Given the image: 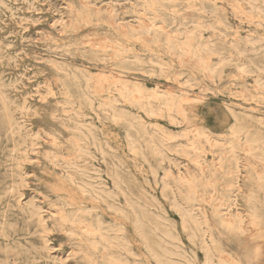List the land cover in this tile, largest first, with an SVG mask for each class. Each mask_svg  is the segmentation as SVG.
<instances>
[{"label": "rangeland", "instance_id": "374dc122", "mask_svg": "<svg viewBox=\"0 0 264 264\" xmlns=\"http://www.w3.org/2000/svg\"><path fill=\"white\" fill-rule=\"evenodd\" d=\"M214 2L225 10V16L213 13ZM241 2L177 0L151 5L150 0H0V264H22L28 255L37 257L30 264H86L82 258L85 246L80 244L81 237L76 233L79 227L62 221L64 213L99 214L106 221L105 226L122 223L124 232L135 239L132 242L138 256L124 251L122 254L119 249L114 253L131 262L207 264L209 251L214 253L209 256L216 262L223 252L226 258L228 253L237 255L243 264H264V230L255 241H248L237 227L240 223L230 226L221 222L220 207L216 204L223 201L224 188L235 178L230 172L234 161L221 158L230 141H234L231 129L238 122L246 124L247 130L264 132V10H253ZM255 4L264 8L261 0ZM108 8L114 10V16L107 11L93 13ZM88 10L92 12L86 17ZM77 12L81 14L79 19ZM188 12L192 15L184 18ZM197 19L206 24L214 22L217 29L197 28ZM147 20L156 24L152 35L143 31L125 34L121 27L126 24L138 27L141 22L150 25ZM192 29L196 30L199 46L212 41L211 46L220 52L210 55L203 47L198 48L213 63L221 58L232 61L217 64L211 74L193 60L173 55L166 33L178 35L182 40L185 35L180 32ZM235 41H241L239 47L245 50L244 56H237L232 46ZM102 75L137 83L146 89L147 96L133 92V86L126 90L130 97L114 84L100 86ZM186 81L188 84L184 85ZM165 90L170 95L190 99L187 104L190 123L179 120L175 124L165 109L158 115L145 110L149 105L154 109L162 107L163 97L155 91ZM83 92H87L89 104L84 101ZM105 100H111L112 106L104 105ZM10 115L18 122L15 133L7 131ZM86 128H92V132H86ZM196 128L208 134L199 138L206 146V178H215L220 190L217 194L206 189V179L199 181L197 193L190 192L186 183L173 178L192 166L188 158L163 148L168 158L160 161L148 144L150 136H159L162 130L177 134ZM38 134L37 150L26 151ZM185 141L186 138L179 137L169 143L175 146ZM236 143L246 145L244 139ZM133 144L136 150L130 148ZM256 152L261 158L238 152L242 166L238 181L246 190L253 189L254 194L239 193L234 198L236 207H231L250 234L255 232L250 214L255 211L264 220V180L257 181L262 177L257 171L264 169V149ZM193 169L201 177L198 168ZM117 172L122 178V189L136 201L142 220L140 229L134 224V214L125 218L109 207L108 203L122 204L130 211L121 190L114 185L113 176ZM165 172H172L173 177H166ZM166 178L172 191L165 187ZM90 187L96 191L112 189L117 197L108 198L105 203L92 200ZM85 188L89 191L81 193ZM172 195H176L183 209L198 214L206 212L209 224L203 228L212 233L198 232L204 239H189L191 232L183 229L182 217L171 205ZM32 210H39L45 218L48 228L45 232ZM163 229L172 231L179 240L163 243L155 238ZM142 231L148 241L142 240ZM45 236L50 250L43 248Z\"/></svg>", "mask_w": 264, "mask_h": 264}, {"label": "bare ground", "instance_id": "6f19581e", "mask_svg": "<svg viewBox=\"0 0 264 264\" xmlns=\"http://www.w3.org/2000/svg\"><path fill=\"white\" fill-rule=\"evenodd\" d=\"M169 1H173L174 2V1H177V0H150V3H151V5H155L156 3L163 4V3H166V2H169ZM256 2H257V0H242L241 3H242V5H244V3L247 4L248 7H250L253 10L263 11L264 8H262V6H260L258 4H255ZM261 2H264V0H261ZM156 5H159V4H156ZM103 11H105V12L107 11L110 14V16H114V14H115L114 13V10L113 9H110V8L105 9V10L96 9V10L93 11V13L94 14H101ZM91 12L92 11L87 12L85 16L86 17L90 16ZM213 13L215 15H219V14L224 15V16L226 15L225 10L222 7H220L219 4L216 3V2H214ZM76 15H77V18L79 19V17H80L81 14L77 12ZM190 15H192V13L188 12V13H185V15H183V16H184V18H186V17H188ZM246 16H248V15H246ZM148 22H149L150 25H148V23H147V25H145L146 23L144 24V23L141 22L140 23L141 25H138V27H136L133 24H126V25H122L121 27L124 28L123 29V32L125 34H131L133 32L143 31V32H146L145 33L146 35H152V33L154 31L153 27H156V24H153V22L150 23V21H148ZM195 24H196L197 28L217 29L216 28V24L214 22H210L209 24H206L205 22L201 21L200 19H197V20H195ZM141 29H143V30H141ZM176 32H179V31H176ZM166 34H167V38L169 39L168 42L171 44V46H170L171 49L170 50L172 51L173 55H176L181 60L191 59V60H193L192 62L195 63L199 68L200 67L201 68H204V69L207 70V72L209 71V73H211V74L213 72H215V69H216L217 64H219V63L220 64L221 63L222 64H228V63H230L232 61L231 58H221L219 62L213 63V60L211 58H209L207 55L201 53L202 51L200 52L199 49H198V48L202 49L201 47H203V50L206 51V52H208L210 55H213V54H216V53H220V52H218V51L216 52V49H214V47L211 46L213 44V43H211L212 41L211 42L208 41L207 43L205 42V43L202 44V46H199L198 43H197V39H196L197 38L196 37V34L197 33H196V30L195 29L187 30V31H181L180 34L185 35V37L182 40L179 39L178 35H172L170 33H166ZM150 38L153 39V37H150ZM106 40H108V39H106ZM247 40H250V39H247ZM95 42L96 41H94V44H95ZM240 42L241 41H235L234 44H232V46L234 48H236V50H237V56L238 57H242V56H244L246 54L245 53V50H243L242 48L239 47V43ZM100 45H102V41H101V44ZM107 47H109V46H107ZM239 65H238V67H239ZM242 65H244V64H242ZM241 70L244 71V69H242V68H241ZM87 81H88L87 83H89V80L88 79H87ZM100 83H101L100 86L102 84H108V85L114 84L115 87H117L118 89L120 88L122 90L121 93L124 94V95H126L127 97H130L131 94L128 93V92H126V90H130V87H132V86H133V90L132 91L133 92L140 93L141 96L142 95L147 96L145 93H148L146 91V89L143 88L141 85H139L137 83H130L128 80L127 81L126 80H122L121 78L111 79L110 77H108V76L105 75V76L102 77V80L100 81ZM187 84H188V82L186 81V84H184V85H187ZM88 86H89V84H88ZM158 90H159V88H158ZM155 92H156V94L160 93L159 95L161 97H163V101L161 103L162 104V107H159L157 109H154L151 105H149L147 108L144 107V108H146L145 110L148 113H150L152 115L153 114H157L158 115V114L162 113V110L163 109H165V110H167L169 112V116L171 118V121L174 122L175 124L179 120H181L183 122H186V123H190L191 116H190V114L188 112V108H187V104L189 103L190 99H188L185 96L176 97L175 95H170L169 91H166V90L163 91V92L162 91H158V92L155 91ZM101 93H103V91ZM86 95H88L87 92H83V97L85 99L84 101L86 102V104H89ZM124 95H122V96H124ZM149 96H150V94L148 95V97ZM151 96L153 98L154 95H151ZM156 97H157V95H156ZM156 97H155V99H157ZM140 99H142V98L140 97ZM127 100H129V99L127 98ZM134 100H136V99H134ZM127 102H129V101H127ZM105 104H108V105H111L112 106L111 100H108V102L106 101V103H104V105ZM172 110L175 111V114L174 113H171ZM114 116H116V117H122L120 114H118V115L115 114ZM156 119H157V117H156ZM8 122H9L8 123L9 126L7 127V131L9 130L11 133H15L16 131H18V129H19V127L17 126L18 125V122L13 118L12 115L9 116V121ZM180 122H178V123H180ZM159 124H161V123H159ZM245 125L244 124H240L238 122L235 124V126L231 129V134L234 137V141H230V144L231 145L226 149V153L225 154H223V153L221 154L222 155L221 158L229 157L231 161H234L233 162V167L231 168L230 172L235 175V178H234V182L230 186H228L227 188H224V191H223V194H222L223 201H221V202H217L216 201V204H217V206L220 207V208L219 207L218 208H219V213L221 215L220 220H221L222 223H224L226 225H230V226H232L235 223H240V225L237 226V227H239L240 229H242V235L245 237V239H247L248 241H252V240L255 241L259 236L262 235V231L264 230V220L258 216L259 214L258 215H255L254 214L255 211L252 214H250L251 215V216L249 215L250 216V222H251L252 225H254V230H255L254 234H250V233H247L245 231V229H244L245 227L241 225V222H242L241 219L242 218H240L237 214H234L233 211H231V207L236 204L234 202V198L236 197V195H238L241 192H249V195L250 196H251V194H254V190L253 189H247L246 190L245 189L246 186L240 184L239 181H238L239 180L238 177L241 174V167H242L241 164H240V162H239L241 159H240V154L238 152L239 151H243L244 152V155H246V157H251V158L257 157V158H261L260 157V154L258 152H256V151L257 150H263L264 149V146H260V144H264V132H259V131L253 132L251 130H247L246 129V126L247 125L246 126ZM78 129H81L82 130L83 128H78ZM201 129L200 128H196L194 130L192 129V131H189V132L183 131L182 133L180 132V133H177V134L168 133V132L162 130V132H160V135L159 136H155V135L154 136H150V138L148 139V144L153 149V152L156 155L159 156L160 161H163L166 158H168V156L165 155V153L163 151V148H167L168 150L174 151V152H176V153H178L180 155H184L185 157L188 158L189 163L192 164V166H190L189 169L181 170L183 172L178 177H173V175H172L173 173L172 172H165L166 177H170L171 176L174 179H177V180H179L181 182L186 183V185L188 187V190L190 192H192V193L193 192L197 193L196 191H198V187L200 185L199 184V181L202 180V179H204V180L206 179L205 184H204L206 186V189L208 191H210L211 193H213V194H215V193L217 194V192L220 191V190L217 189V186H216V183H215V181H216L215 178L214 179H212V178H206V176H207L206 175V170L208 169V165L205 164V160H204V153L206 151V146H205L204 142L202 140H200L199 136H201V134H203V136H204V134H207V133L205 131L201 130ZM104 130H105V128H104ZM145 130H147V129H145ZM85 131L86 132L87 131L88 132H92V128H86ZM127 136H128V134H127ZM207 136H208V134H207ZM39 137H40V135L38 134V135H36L35 138L32 139V141H31V143L28 146V149L26 151H29V150L34 151L37 148L36 146L39 143H38V141H36V139L39 138ZM49 137H51V136H49ZM179 137L186 138V141L183 144H179V145H175V146H172L169 143V141H171L172 139L174 140V139L179 138ZM243 139L245 140L246 145L245 146H238V143H236V142H239L240 140H243ZM210 145H212V143ZM77 147L80 148V145H77ZM130 148H133V149L136 150V147L134 146V144ZM132 150L130 149V151H132ZM102 152H103V149H102ZM132 152H134V151H132ZM49 158H51V156ZM168 160H170V159H168ZM220 160H222V159H220ZM262 160H264V159H262ZM175 164L177 165L178 163H175ZM253 164H255V163H253ZM194 166H196L198 168V170L201 172V177L197 176V174L195 173V171L193 169ZM220 168H221V166H220ZM220 168H219V170H220ZM222 170H224V169H222ZM257 173L260 174L259 176H262V177H258L257 181L258 182H262L264 180V177H263V175H264V169L258 170ZM252 178L254 179V177H252ZM252 178H251V180H252ZM121 179L122 178H121L119 172H117L116 174H114V176H113L114 185L116 186L117 189H120L121 190L120 191L121 194L125 197L126 208L128 210H130V211H127L123 207L122 204H115V203L110 204V203H108L109 204V207L114 208L117 213L123 215V217H125V218H127L126 216L129 213L130 214H134L136 216L135 217V220H133L134 221V224L138 227L137 229H140L141 227L139 225L141 224L140 222H142V220L138 217V214L140 212L136 209V201L132 197H130V194L129 193H127L126 191H124L122 189ZM163 181L165 183L166 189H169V190L172 191V187L170 185V182H168L167 178L164 179ZM22 189H23V187H22ZM91 189L93 190V188H91ZM84 191H89V190L87 188L82 189L81 190V193L84 192ZM68 193L70 194V192H68ZM92 194H94V195H91L92 200L103 201V202L104 201L107 202L108 201L107 200L108 198L115 199V197H117V192L116 191H114L112 189L107 190L106 188H101L100 190H97V191L96 190H93V193ZM219 194H221V193H219ZM173 195H174V193H173ZM173 195H172V198H171V205L173 206V208H175L180 213V215L182 217V227H183V229L186 230V231H188V232H191V233L188 234L189 239L193 240V239H196L198 237L204 239L203 238L204 235H199L198 232L199 233L201 232V234L208 232L207 230H205L203 228V225H208L209 224V218L206 215L207 213L205 212L206 214L205 213L198 214V213H194L193 210H190V209L185 210V209H183V208H185V207H183V204L178 203L177 202V199L175 197L176 195L175 196H173ZM190 198H191V196H190ZM210 198L211 197L209 196V199ZM190 200H192V202H193V197ZM186 201H187V199H186ZM199 202H200V200H199ZM207 204L209 205V202ZM191 206L192 207H196L198 205L192 204ZM34 207H35V205H34ZM211 207H212V204H211ZM221 207H224V208L221 209ZM234 207H236V206H234ZM32 212H33V214H37V216L39 218V223L41 224V226L43 228L42 231L45 232L48 229V228H46V225H45V220H44L45 218H43V215H41V212L39 210H36V211H33L32 210ZM80 212H82V211H80ZM89 216L95 217L96 219L93 220V221H88L87 217H89ZM61 219L64 222L66 221L65 223H67V221H69L70 223H72L74 225H77V227H79L78 228L79 231H77L76 233L78 235H80V237H81L79 239L80 242H81L80 244L85 246V249L82 248V251H83L82 258H84L86 264H140V262H137V261L131 262L129 259H127V258L124 259L122 257V254H123L122 251L128 253L130 256H134V257H137L138 256V253L134 251V247H133L134 244L132 242V241H135V239L131 238L130 235H127L126 234V231L124 232L125 227H123V224L122 223H117V224H114L113 226H105L106 221H104L99 216V214H97L96 216H93V214H88V213H87V215L86 214L75 213L73 216H68V215H66L64 213V215H62ZM158 223L161 225V222H158ZM149 224H150V222H149ZM224 224H222V225H224ZM156 227H157V225H156ZM240 229H239V232H240ZM208 230H210V229H208ZM209 232H211V231H209ZM74 236H75V234H74ZM140 236H141V238H142V240L144 242L149 240V238L144 235V232H143V234H140ZM43 238H45V239H43V248L46 249V250H50L51 247H49V244H47V242H48L47 237L45 236ZM151 238H154V237H151ZM155 238H158L159 240H162L163 243H164V241H167V240L169 241L170 239L179 240V237L177 235H175L172 231L168 230V229H163L161 233L155 234ZM263 238H264V236H263ZM82 242H84V243H82ZM254 244H255V242H254ZM148 246H149V244H148ZM207 246H209V245H207ZM115 249H119L120 252H122V254H120V255L119 254H115L114 253V250ZM205 250H207V249H205ZM74 252H76V251H74ZM252 252H254V250ZM255 252L253 254H255ZM169 253L172 254V255L173 254L174 255H177V254L182 255V253H179L178 251H169ZM206 254H207V252H206ZM209 254H214V253L208 251V258L206 260L207 261V264H243L242 262H240V260L238 259V256L237 255H233V254L228 253V256L226 258L223 255L224 253L221 252V253H219V256H218L219 262H216V261L213 260V258L211 256H209ZM260 254L261 253H259V255ZM38 255L40 256V255H43V254H42V252H38ZM165 255H167L166 252H165ZM35 258L37 259V257L34 256V255H32V256H29L28 255L26 257L25 261L22 262V264H30ZM246 258L248 259V257H246ZM256 258H258V255H257ZM256 258H254V260ZM62 260H64V259H62ZM249 260H250V258H249ZM12 261L15 262L16 259H12ZM162 261L159 260V263L160 264L161 263L162 264H167V262H164V261L162 262ZM172 262L174 264V261H172ZM17 264H20V263L17 262Z\"/></svg>", "mask_w": 264, "mask_h": 264}]
</instances>
